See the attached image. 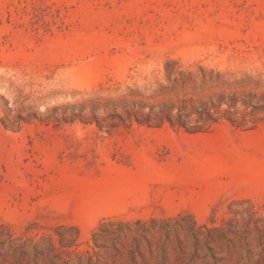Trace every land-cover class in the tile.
Returning <instances> with one entry per match:
<instances>
[{
  "label": "rangeland",
  "instance_id": "374dc122",
  "mask_svg": "<svg viewBox=\"0 0 264 264\" xmlns=\"http://www.w3.org/2000/svg\"><path fill=\"white\" fill-rule=\"evenodd\" d=\"M0 264H264V0H0Z\"/></svg>",
  "mask_w": 264,
  "mask_h": 264
},
{
  "label": "trees",
  "instance_id": "16d2710c",
  "mask_svg": "<svg viewBox=\"0 0 264 264\" xmlns=\"http://www.w3.org/2000/svg\"><path fill=\"white\" fill-rule=\"evenodd\" d=\"M203 105H204V103H203ZM171 106H175V105H171ZM200 113L204 116V115H206L207 116V120H210L211 121V124L209 125V126H204V125H200V124H197V125H189L188 123H187V120H185V119H182V118H179V120L178 121H174L173 120V118L172 117H170V115H166V117L169 119V121L173 124V125H175V124H179L180 126H182V127H184L187 131H189V132H191V133H196V132H201V131H206V130H208L210 127H211V125L213 124V123H215L217 120H218V118L217 117H214L211 113H210V111H209V108L208 107H201L200 108ZM140 123H147V124H152L153 123V121H151V118L150 119H145L146 121H144V120H141V119H137ZM232 122H235V121H232ZM157 124H159V123H157ZM101 126V125H100ZM202 228H205V229H207L208 231H214V230H217V227H207L206 225H202V226H200L199 227V229L200 230H203ZM228 231L233 235V234H237V232H238V230H236V231H232V229H227V230H224V231H222L221 232V236H226V235H224V234H227L228 233ZM194 232H195V230H194ZM198 236L199 235H196V237L198 238ZM206 239L208 240V237H206Z\"/></svg>",
  "mask_w": 264,
  "mask_h": 264
}]
</instances>
